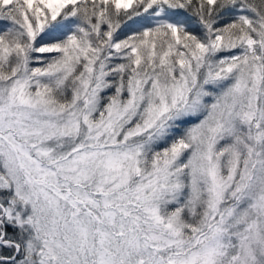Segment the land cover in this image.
<instances>
[{
    "label": "snow or ice",
    "instance_id": "6c2138e0",
    "mask_svg": "<svg viewBox=\"0 0 264 264\" xmlns=\"http://www.w3.org/2000/svg\"><path fill=\"white\" fill-rule=\"evenodd\" d=\"M0 264H264V0H0Z\"/></svg>",
    "mask_w": 264,
    "mask_h": 264
}]
</instances>
